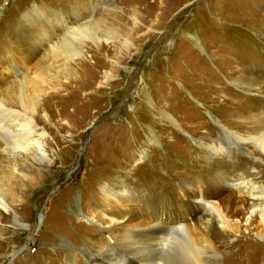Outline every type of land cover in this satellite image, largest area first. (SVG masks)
<instances>
[{
  "label": "rangeland",
  "instance_id": "374dc122",
  "mask_svg": "<svg viewBox=\"0 0 264 264\" xmlns=\"http://www.w3.org/2000/svg\"><path fill=\"white\" fill-rule=\"evenodd\" d=\"M107 1L0 0V53L26 21L63 19L70 29L76 14L104 22L98 47L83 42L85 59L40 65L44 48L23 55L24 72L0 85V94L14 90L19 77L33 72L44 81L42 90L46 84L56 90L40 91L36 125L49 161L31 162L38 184L26 198L22 180L13 183L20 210L2 218L0 264H65V242L82 263L78 250L90 240L111 245L107 228L96 231L97 222L85 217L106 219L111 199L105 200L103 188L150 197L158 189H179L192 177L199 195L213 193L205 200L242 222L246 186L217 184L216 172L223 168L235 181L255 172L259 182L253 187H264V154L255 144L264 139V0H113L110 7ZM33 8L42 16L27 19ZM103 31L113 32L114 40ZM94 50L101 61L92 67ZM82 62L87 65L80 68ZM71 76L77 81L61 80ZM12 101L8 96L6 103ZM221 125L246 142H233L221 157L205 154L203 144L225 135ZM166 208L150 201L137 214L161 224L180 220L174 206ZM190 211L184 215H197ZM250 223L249 234L223 232L218 264H264V241L255 237L259 216Z\"/></svg>",
  "mask_w": 264,
  "mask_h": 264
},
{
  "label": "bare ground",
  "instance_id": "6f19581e",
  "mask_svg": "<svg viewBox=\"0 0 264 264\" xmlns=\"http://www.w3.org/2000/svg\"><path fill=\"white\" fill-rule=\"evenodd\" d=\"M112 1L106 2L108 7L111 6L109 2ZM77 8L79 9V7ZM77 8L76 10H78ZM108 9L110 10V8ZM30 11L33 15L26 16L27 19L42 16L40 8H33ZM91 15H93L92 12L87 16ZM78 16L73 14L78 23L70 29L63 19L57 21L50 19L45 24L26 21L22 25L23 27L18 30V35H13L1 50L0 85L10 76L17 77L24 72L26 62L23 55L31 54L33 56L44 48L47 49V54L40 65H47L49 59L64 61L65 64L74 59H85L82 50L83 42L89 40L95 47H98L101 39L97 34L102 33L100 24L104 22L89 17L87 20L82 17L79 19ZM55 30H61L63 34L55 35ZM103 33L107 37L109 36L111 41L114 40L113 32L103 31ZM129 44L126 45L127 50ZM22 49L23 53H21ZM89 57L94 60L90 64L92 67L96 65L97 61H101L99 51H90ZM81 65L86 66L87 62H82L80 68H82ZM110 76V72L103 74V77L108 80ZM77 79V76H71L61 80L64 84H70ZM43 83L44 81L33 72H26L24 77H19L15 81L14 90L0 94V224H2V218L10 219L11 212L15 216L16 209L17 212L20 210L14 206L21 201L14 196L12 188L14 181L22 180L20 190L23 198H26L38 184V179L34 174V165L31 162L45 163L49 161L45 145L40 142L41 133L37 131L36 125H39L41 120L38 116L41 102L40 91L56 90L50 85L48 87V84H46L47 88L42 90ZM8 96L12 97L11 103H6ZM227 104L228 102L223 105ZM220 129L224 131L225 135L219 137L215 143L203 144L206 147H203L205 154L221 157L220 154H227L226 152L229 151L233 142H246L244 138L229 129L227 130L224 126L221 125ZM255 144L257 150L264 154V139H259ZM220 162L221 159L215 161V163ZM220 164L218 166L222 167ZM220 170L216 172L213 182L220 181L224 187L233 189H237L239 185L246 186L241 196L245 197L246 194L249 197V202L241 210L244 215L242 222L239 219L229 220L219 211L214 202L209 203L208 200H205L210 196L213 197V193L207 196L199 195L193 189L197 183L191 179L192 177L187 179L184 185L179 186V189L171 190L169 193H165L166 190L158 189L150 197L135 189H132L134 192L131 196L124 190L112 188L109 191L103 188L102 194L105 196V200L111 199L109 209L104 214L106 219L101 218L100 221H96L92 214L90 217H85L87 222H97L96 231L101 232L107 228V231L103 233L108 236L111 245L98 247L97 241L90 240L78 250L84 259L82 263H77L70 251L73 248L65 242V245L62 246L65 252L63 254L65 264H218L222 253L218 252L219 247L216 245L222 239L223 232L249 234L252 229L250 222L257 215L260 224L257 230L259 232L255 234V237L264 241V207L260 208L261 205H264V187H253L258 184L256 183L258 181L257 173L244 172V176L237 180L238 184L228 176V173L222 171L223 168ZM150 201L159 203L164 208L174 206L173 209L182 213L180 220L176 217V220L161 224L159 221H151L150 218H143L137 214V209L147 208ZM192 208H195L197 215L191 216V218L185 216L184 214ZM100 227L105 228L100 229Z\"/></svg>",
  "mask_w": 264,
  "mask_h": 264
},
{
  "label": "water",
  "instance_id": "95a60500",
  "mask_svg": "<svg viewBox=\"0 0 264 264\" xmlns=\"http://www.w3.org/2000/svg\"><path fill=\"white\" fill-rule=\"evenodd\" d=\"M79 162V161H78Z\"/></svg>",
  "mask_w": 264,
  "mask_h": 264
}]
</instances>
